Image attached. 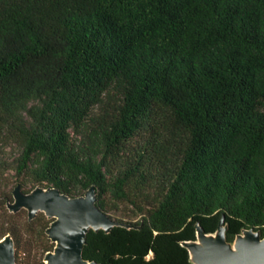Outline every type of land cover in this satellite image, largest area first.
<instances>
[{"label": "trees", "instance_id": "16d2710c", "mask_svg": "<svg viewBox=\"0 0 264 264\" xmlns=\"http://www.w3.org/2000/svg\"><path fill=\"white\" fill-rule=\"evenodd\" d=\"M5 135L34 187L141 215L91 229L87 259L194 264L181 242L223 215L229 241L264 235V0H0ZM6 203L20 264L23 228L52 220Z\"/></svg>", "mask_w": 264, "mask_h": 264}, {"label": "water", "instance_id": "95a60500", "mask_svg": "<svg viewBox=\"0 0 264 264\" xmlns=\"http://www.w3.org/2000/svg\"><path fill=\"white\" fill-rule=\"evenodd\" d=\"M14 201H8L10 211L28 210L29 220L39 211L52 219L46 233L54 248L45 255V264H102L84 256V246L91 229L110 232L114 226L134 227L133 224L114 219L97 205V189L92 185L84 195L69 196L59 188L37 186L25 192L18 184ZM228 225L225 215L213 232L196 224V239L181 244L190 253L194 264H264V235L261 230L244 229L234 241L227 239ZM0 264H18L15 239L7 233L0 239Z\"/></svg>", "mask_w": 264, "mask_h": 264}, {"label": "rangeland", "instance_id": "374dc122", "mask_svg": "<svg viewBox=\"0 0 264 264\" xmlns=\"http://www.w3.org/2000/svg\"><path fill=\"white\" fill-rule=\"evenodd\" d=\"M20 151L21 150L19 146L11 139L10 136H0V207L1 201L5 200L7 202L6 208L9 210V212L12 211H10V209L8 208V201H14L13 191L18 184L21 185L22 189L26 188L29 191L33 190L37 186H41L36 185L34 187V182L31 180V178L17 174L16 158L19 156ZM22 180H25L27 182L26 186L22 184ZM117 206L118 207L116 209L110 210L108 212V214L111 215L114 219L119 221L123 220V222L137 221L138 219H140L141 215L135 211L134 207L131 204L119 203L117 204ZM22 210H24V213L14 218L15 222L21 224H23L25 220H29L28 210ZM41 213L44 212L39 211L35 218H37ZM45 216L47 217V219L52 220L46 214ZM43 224L44 222L39 221L38 223L33 225V228H30L29 230L23 228V242L21 244V248L18 250L20 253V264H42V261L45 264V255L48 252L45 250L47 248H50L53 242L51 241L47 233L46 237H43L41 235L40 229L42 228ZM152 255L153 253H150L149 256Z\"/></svg>", "mask_w": 264, "mask_h": 264}]
</instances>
